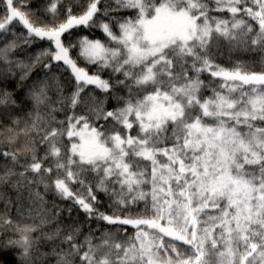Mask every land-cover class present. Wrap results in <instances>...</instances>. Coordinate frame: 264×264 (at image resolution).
Returning <instances> with one entry per match:
<instances>
[{"label":"snow or ice","instance_id":"obj_1","mask_svg":"<svg viewBox=\"0 0 264 264\" xmlns=\"http://www.w3.org/2000/svg\"><path fill=\"white\" fill-rule=\"evenodd\" d=\"M0 41L14 264H264V0H0Z\"/></svg>","mask_w":264,"mask_h":264},{"label":"trees","instance_id":"obj_2","mask_svg":"<svg viewBox=\"0 0 264 264\" xmlns=\"http://www.w3.org/2000/svg\"><path fill=\"white\" fill-rule=\"evenodd\" d=\"M77 32V39L80 36L83 35H88L89 38H97V39H101L104 40L105 37L103 36L102 32L99 29H84V28H80L76 30ZM3 42L0 41V44H2ZM35 50V49H33ZM213 52L216 54V58H217V62L223 64L224 66H228L231 67L233 64H235L237 61L245 63L247 65L252 66L253 70H260V54L259 53H252V52H247L241 49H232L230 48L229 44L224 41L221 40L219 41V45L218 47H214L213 48ZM8 90L11 91L13 90L12 85H8ZM208 94V93H206ZM23 117V113L20 114ZM59 118H63V116L61 115ZM10 127V125L5 124L2 120H0V132H6V129ZM49 202L53 199V197L49 196L48 197ZM59 203V201H57ZM61 206H67L66 203L62 204ZM0 208H2V205H0ZM13 218L16 217V212L13 209L12 212ZM72 219L76 220H83L84 216L81 212H79V210L74 209L73 213H72ZM72 221L67 219V214L65 213V220L64 223L65 224H69ZM7 239V236L4 235H0V241ZM40 251H48V249L50 248V244H48L47 242H41L40 244ZM0 264H14V261L16 259V252L15 251H11V252H7L5 250H0Z\"/></svg>","mask_w":264,"mask_h":264}]
</instances>
